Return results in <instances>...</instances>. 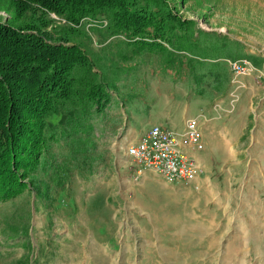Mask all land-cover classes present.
I'll return each mask as SVG.
<instances>
[{
  "label": "rangeland",
  "instance_id": "374dc122",
  "mask_svg": "<svg viewBox=\"0 0 264 264\" xmlns=\"http://www.w3.org/2000/svg\"><path fill=\"white\" fill-rule=\"evenodd\" d=\"M170 1L196 25L199 63L186 61L181 77L154 55L119 60L125 47L98 45L97 24L84 21L119 95L85 133L51 145L39 190L0 204V264H264V84L238 88L224 61H264V0ZM199 114L214 140L198 156L199 191L134 174L129 142Z\"/></svg>",
  "mask_w": 264,
  "mask_h": 264
},
{
  "label": "trees",
  "instance_id": "16d2710c",
  "mask_svg": "<svg viewBox=\"0 0 264 264\" xmlns=\"http://www.w3.org/2000/svg\"><path fill=\"white\" fill-rule=\"evenodd\" d=\"M1 11L10 16L0 17V204L39 190L35 175L51 145L85 133L119 95L87 49L84 21L97 24L98 45L125 47L119 60L154 55L180 77L186 61L199 63L196 25L170 0H0ZM52 14L65 23L55 26Z\"/></svg>",
  "mask_w": 264,
  "mask_h": 264
},
{
  "label": "built area",
  "instance_id": "2783aa9c",
  "mask_svg": "<svg viewBox=\"0 0 264 264\" xmlns=\"http://www.w3.org/2000/svg\"><path fill=\"white\" fill-rule=\"evenodd\" d=\"M232 82L244 88V80L253 78L264 84V62L255 64L248 58L225 59ZM264 108V95L262 97ZM204 114L187 119L182 130L164 124L151 126L140 139L129 142L126 157L132 162L134 174L151 171L167 183L200 190L198 180L202 165L198 158L205 151Z\"/></svg>",
  "mask_w": 264,
  "mask_h": 264
},
{
  "label": "crops",
  "instance_id": "0c3cea01",
  "mask_svg": "<svg viewBox=\"0 0 264 264\" xmlns=\"http://www.w3.org/2000/svg\"><path fill=\"white\" fill-rule=\"evenodd\" d=\"M242 58H248V59H250V60H252L255 64H257V65H261L264 61H262L261 63H258V62H256L255 60H253L252 58H249V57H242ZM239 59H241V58H239ZM225 61V60H224ZM161 124H164V125H167V126H169L170 127V125H168V124H166V123H161ZM204 135H205V143H206V149L208 148V146L211 144H213L214 143V140H213V138H212V140L210 139V137H208L207 138V135H206V133H205V131H204ZM205 149V150H206ZM210 149V148H209ZM211 149H212V146H211ZM208 150V149H207ZM246 191V190H245Z\"/></svg>",
  "mask_w": 264,
  "mask_h": 264
}]
</instances>
